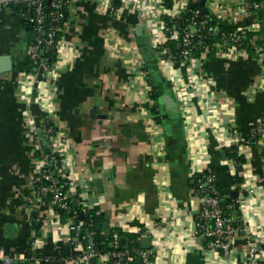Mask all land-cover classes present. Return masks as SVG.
I'll use <instances>...</instances> for the list:
<instances>
[{
  "label": "crops",
  "instance_id": "1",
  "mask_svg": "<svg viewBox=\"0 0 264 264\" xmlns=\"http://www.w3.org/2000/svg\"><path fill=\"white\" fill-rule=\"evenodd\" d=\"M240 2L205 0L204 9L217 25L263 28L261 9L241 12ZM110 5L68 1L47 77L25 74L30 27L19 12L0 9V57L12 62L0 71V249L14 257L33 243L47 255L69 242L67 219L44 201L24 200L39 166L27 121L29 105L37 103L63 140L65 170L77 191L72 202L97 208L104 226L124 231L138 222L142 238H150V264H244L248 236L262 247L264 263V155L246 140L264 122V58L231 49L169 67L157 48L164 38L155 0H120L114 11ZM231 146L240 166L226 154ZM207 167L228 191L227 216L237 225L227 255L195 234L201 194L193 184Z\"/></svg>",
  "mask_w": 264,
  "mask_h": 264
},
{
  "label": "built area",
  "instance_id": "2",
  "mask_svg": "<svg viewBox=\"0 0 264 264\" xmlns=\"http://www.w3.org/2000/svg\"><path fill=\"white\" fill-rule=\"evenodd\" d=\"M69 0H0V9H12L14 6L19 7L20 14L28 23L32 38L27 43L25 48L26 56L32 61L33 67L26 70L27 75H38L47 77L54 69L55 62L50 64L45 56L46 51L58 46L55 41L56 35L62 30L66 19V10ZM112 1L114 4V0ZM154 6L155 20L160 26L159 30L163 34L164 42L159 43V55L164 62L169 66H175L176 60L179 61L178 67L187 65L194 59V51L202 39L206 38L215 32L217 27H209L208 20L212 18L208 13L204 17H200L204 12L199 8L193 9L187 21L188 25L177 23L181 17L188 11V6L191 0H173L169 5L165 4L164 0H155ZM263 5L261 1L241 0L239 9L245 12L250 9L255 10ZM238 9V8H237ZM110 11L116 10L115 5H110ZM150 17H152L150 15ZM167 19L171 20V24H167ZM176 20V22H175ZM258 31L254 26H241L234 28L233 31L222 33V41L219 44H213L216 47L215 53L224 54L230 52L231 49L244 50L242 44L243 39L248 32L254 34L249 38L248 44L253 47L256 53L264 58V46L256 44L258 36L255 32ZM176 42L179 46L178 54L171 51L167 42ZM201 55L210 53V47L201 44ZM229 50V51H228ZM176 67V66H175ZM43 117L38 116L40 125L35 123V116L30 114L27 116V121L30 127V155L37 157L39 166L34 176V188L30 194L24 197L28 204H33L37 201H44L48 207L54 211L61 209L68 213V229L70 231L69 241L75 242L77 249L82 248L79 241V233L85 227V222L82 218H78V212L70 206L71 194H76L77 191L73 188L72 181L65 170V162L62 157L63 140L58 135V130L54 122H52L46 109H40ZM37 119V120H38ZM259 133V145H264V122L257 127ZM43 139L47 144H43ZM49 152L45 151V148ZM264 157V156H263ZM236 166H240V162L231 159ZM238 175L242 174L240 171ZM203 184L199 190L201 194V202L199 211L195 215V234L205 238L207 245L211 250L221 252L224 255L230 253L233 244L234 234L236 232V224L223 211L222 201L224 197L216 188V174L210 167H207L203 173ZM60 179V180H59ZM61 181V182H60ZM81 212H85L89 207L85 202L81 203ZM57 213V211H56ZM58 215V214H57ZM124 232L134 233L135 239L130 241L140 242L143 235L146 234L142 228L131 226ZM124 237L117 232L113 233L114 250L99 254L91 245L83 249L82 253L68 259L74 264H91V259L97 261V264H107L113 258L117 264H126L129 250L121 249L124 246L118 244V239ZM57 248V245L54 246ZM246 260L244 264H264L262 261V247L251 237L245 239ZM133 256L140 258L143 264H150L153 258V250L151 248H133ZM0 261L11 264L13 262H22L23 264H39L41 261L54 262L55 260L51 253L47 255H39L35 248H30L27 254H17L14 257L7 256L3 249H0Z\"/></svg>",
  "mask_w": 264,
  "mask_h": 264
},
{
  "label": "trees",
  "instance_id": "3",
  "mask_svg": "<svg viewBox=\"0 0 264 264\" xmlns=\"http://www.w3.org/2000/svg\"><path fill=\"white\" fill-rule=\"evenodd\" d=\"M164 1H165L166 5H169L173 2V0H164ZM250 1H261V0H250ZM114 2H115V5H118L120 0H114ZM191 4L193 5L192 7L190 6ZM191 4H189V6H188L187 13L184 14L183 17H181L179 20H177V23L188 25L189 22L187 21V18L190 17L192 10L196 9V8H199L200 10L202 9V6L200 5V0H191ZM12 10L15 12H20L19 7L14 6L12 8ZM255 10L256 11L260 10V11H262L261 13L264 14V7H261V8L259 7L258 10L257 9H255ZM206 14H207V10L204 9V13L202 15L200 14V17H204ZM166 21H167L168 25L171 24L170 19H167ZM175 22H176V20H175ZM208 26L209 27H213V26L217 27L218 30L214 34L202 39V43H199L196 50L194 51V55H193L194 58L199 57L201 55V48H202L201 44L208 45L210 47V54H214L215 53L214 51H216V47L213 46V44L217 45L222 41V33H227L229 31L234 30V27L217 25L215 23L214 19H212V18H209ZM30 32H31V29H30ZM60 32L56 35V39H55L56 42L60 39V36H61ZM253 34H254L253 32H248L246 34V37L243 39L242 46H243L244 50H247L248 52L254 51L253 47L248 44L249 38ZM255 34L258 36V39L256 40V44H261L264 46V27L261 28L260 30L256 31ZM31 38H32V34L29 37V41L31 40ZM167 44L171 48L172 52L178 54L179 46L176 42L168 41ZM45 56L47 57L48 62L50 64H53L56 61V57H57V47L54 46L52 49L46 51ZM178 65H179V61L176 60L175 66L178 67ZM32 67H33L32 61L27 57L26 70H30ZM150 93H151L150 95L153 98V100L155 102H157L158 98H159V91L157 90V87L155 85L152 86ZM154 107L152 109L153 113H157L156 106H154ZM43 116H44V114L40 115V117H43ZM258 139H259V133L256 130L254 132V134L250 138H247L246 140L249 143L252 142L254 144L259 145ZM260 150H261L262 155H264V145L260 146ZM29 151H30V146H29ZM226 154L228 157L233 158V159L237 160L238 162H241V160H242V157L237 154V147H235V146L229 147L226 150ZM212 171H213V169H212ZM203 173H204V171H202L201 173H199L195 177V182L193 184V187L195 189H199L200 185L203 184V181H204V179L202 177ZM215 185H216V188L218 189V191L220 192V194L224 197L223 200L226 201V204L223 207V211L226 215H228L227 203L229 201V193H228V191L224 190L220 186L218 179L215 181ZM70 206L72 207V209H74L78 212V218H82L85 222V227H83V229L79 233V241L82 244V248L77 249L75 242L69 241L68 242V253L64 254L63 244L58 243L57 248H52V250L50 251L52 256H54L55 260L73 258V257L81 254L83 249H86L88 245H91V247L96 252H98L99 254L108 253V252L114 250L113 233L117 232L119 235H123L127 240V244L125 245V247L121 248V249H128L129 250V254L127 257L130 259L126 260V262L129 261V264H137L138 258L133 256L132 249L133 248H139L140 244H139V242L130 241L132 239H135L136 235L134 233L124 232L122 229L116 228V227H109V226L105 227L104 226V223L106 222L105 218L103 217V215H101L99 213L98 209L95 207L94 208H88L85 212H81V205L74 206L72 200H70ZM55 210L58 213H60V215L62 216L63 219L68 218L69 215L66 211L61 210V209H55ZM130 224H131V226H135V227L140 226V224L136 221H133ZM94 264H97L96 260H95ZM107 264H117V262L115 261V259L111 258L107 262Z\"/></svg>",
  "mask_w": 264,
  "mask_h": 264
},
{
  "label": "water",
  "instance_id": "4",
  "mask_svg": "<svg viewBox=\"0 0 264 264\" xmlns=\"http://www.w3.org/2000/svg\"><path fill=\"white\" fill-rule=\"evenodd\" d=\"M204 4H205V0H200V5L202 6V12H204ZM191 7L193 6L192 4L190 5ZM28 25V23H26ZM12 67V62H11V57L9 56H2L0 57V71H6V70H10ZM29 108L31 110V114L34 116H39L41 111H40V107L37 103H31L29 105ZM43 144L46 145L47 141L43 139ZM46 152H49V149L46 147L45 148ZM73 204L76 206V200L73 201ZM226 201L223 200L222 201V205L225 206ZM106 226V225H105ZM118 244L120 246H124L126 244V238L125 237H120L118 239ZM140 247L141 248H149L150 247V238L149 237H143L140 240ZM63 252L64 254L68 253V245H63ZM95 260L91 259V264H94ZM138 264H141V259L138 258L137 261Z\"/></svg>",
  "mask_w": 264,
  "mask_h": 264
}]
</instances>
